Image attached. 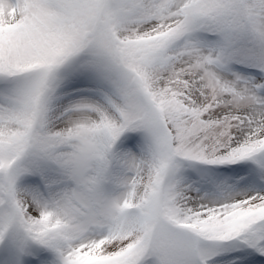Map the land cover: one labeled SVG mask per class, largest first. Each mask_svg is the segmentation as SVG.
Returning <instances> with one entry per match:
<instances>
[{
	"label": "snow or ice",
	"instance_id": "6c2138e0",
	"mask_svg": "<svg viewBox=\"0 0 264 264\" xmlns=\"http://www.w3.org/2000/svg\"><path fill=\"white\" fill-rule=\"evenodd\" d=\"M0 264H264V0H0Z\"/></svg>",
	"mask_w": 264,
	"mask_h": 264
}]
</instances>
